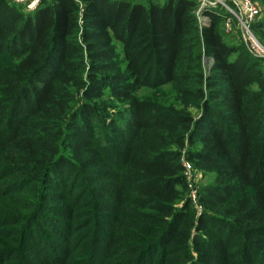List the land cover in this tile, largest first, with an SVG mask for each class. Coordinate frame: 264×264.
I'll use <instances>...</instances> for the list:
<instances>
[{
  "label": "trees",
  "instance_id": "16d2710c",
  "mask_svg": "<svg viewBox=\"0 0 264 264\" xmlns=\"http://www.w3.org/2000/svg\"><path fill=\"white\" fill-rule=\"evenodd\" d=\"M253 1L262 10L251 30L264 44V0ZM197 9L42 0L27 13L0 0V175L59 191L74 175L91 186L103 178L108 227L94 264L118 251L122 264L264 260V59L224 32L221 11H204L199 27ZM163 87L174 104L138 97ZM182 160L210 176L200 213Z\"/></svg>",
  "mask_w": 264,
  "mask_h": 264
},
{
  "label": "rangeland",
  "instance_id": "374dc122",
  "mask_svg": "<svg viewBox=\"0 0 264 264\" xmlns=\"http://www.w3.org/2000/svg\"><path fill=\"white\" fill-rule=\"evenodd\" d=\"M11 1L14 6L25 11L28 0ZM250 1L259 9L255 1ZM213 11L221 10L217 8ZM199 16H196L197 20L200 19L197 23L202 27L206 23ZM234 20L235 30H232L231 34L245 46L239 25V13H235ZM254 37L258 41L255 35ZM231 40H226L228 45L231 44ZM259 44L264 50V44L260 42ZM256 54L259 59H264V52L257 51ZM118 59L121 60V56ZM138 97L163 106L174 104L171 93L164 87L156 90L141 89ZM188 112L193 118L200 115V112L194 108H189ZM98 125L106 132L109 131L105 123ZM22 176L25 175L18 171L0 175V214L3 216L0 220V264H30L26 258L27 254L32 255L33 264L97 262L99 248L96 247V243L100 234L97 231L103 230V225L108 227V223L105 222L106 212L103 211V204L107 199L100 198L98 194L99 188L107 185V182L98 177L95 186H91L74 175L70 183L69 179L64 180L65 187L68 188L59 191L46 185L43 188L39 187L31 177L26 176L25 180H22ZM191 182L192 192L198 193L210 184V176L193 169ZM193 210L194 213L198 212L194 207ZM29 241L34 243L29 244ZM94 246L93 261L89 262L90 251H93ZM118 253L111 255L108 261L99 260L98 264H122L119 261L122 259L120 251ZM190 253L198 262V257L192 248ZM161 259V264H164L165 258L162 256ZM155 261L157 262V258L153 263ZM261 261L264 260L259 262Z\"/></svg>",
  "mask_w": 264,
  "mask_h": 264
},
{
  "label": "built area",
  "instance_id": "2783aa9c",
  "mask_svg": "<svg viewBox=\"0 0 264 264\" xmlns=\"http://www.w3.org/2000/svg\"><path fill=\"white\" fill-rule=\"evenodd\" d=\"M42 0H28L25 5V11L30 12L36 9ZM198 3V9L195 13V16L202 17L205 20V23H208V19L203 15L204 11L214 10L219 8L223 11L225 17L223 22V30L226 34H231L233 30V24L235 19V13H239L240 20L239 25L242 30V36L244 44L248 50V52L253 56L258 58L256 52H264L262 47L258 41L255 40L253 32L251 30V26L256 18L260 15V10L250 1V0H195ZM227 4H231L233 9H229ZM211 8V9H210ZM200 20V19H198ZM197 20V21H198ZM182 167L184 170V177L187 182L188 189V199L190 203L193 205L194 209L197 210V213L201 212V207L197 202V193L192 192V182H191V173L193 171L192 165L182 160Z\"/></svg>",
  "mask_w": 264,
  "mask_h": 264
}]
</instances>
